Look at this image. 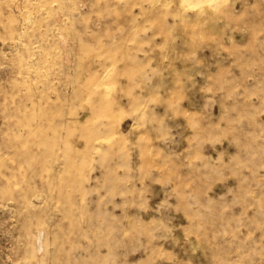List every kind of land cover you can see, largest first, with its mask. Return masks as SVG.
Returning a JSON list of instances; mask_svg holds the SVG:
<instances>
[{
    "label": "rangeland",
    "instance_id": "rangeland-1",
    "mask_svg": "<svg viewBox=\"0 0 264 264\" xmlns=\"http://www.w3.org/2000/svg\"><path fill=\"white\" fill-rule=\"evenodd\" d=\"M0 264H264V0H0Z\"/></svg>",
    "mask_w": 264,
    "mask_h": 264
}]
</instances>
